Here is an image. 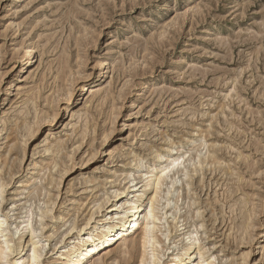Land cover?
<instances>
[{
	"label": "rangeland",
	"instance_id": "374dc122",
	"mask_svg": "<svg viewBox=\"0 0 264 264\" xmlns=\"http://www.w3.org/2000/svg\"><path fill=\"white\" fill-rule=\"evenodd\" d=\"M18 2L0 0V246L29 213L49 264L69 228L178 158L161 259L196 242L211 264H264V0ZM139 238L92 264H139Z\"/></svg>",
	"mask_w": 264,
	"mask_h": 264
},
{
	"label": "bare ground",
	"instance_id": "6f19581e",
	"mask_svg": "<svg viewBox=\"0 0 264 264\" xmlns=\"http://www.w3.org/2000/svg\"><path fill=\"white\" fill-rule=\"evenodd\" d=\"M21 1L19 0V2ZM33 51L32 47L25 51V54L29 58L23 63L24 73H26L31 64L34 65L35 63ZM23 71H20L19 74ZM20 80H22V77ZM10 96L11 89H8L5 96L6 100ZM179 160L178 158L171 159L156 174H153L152 170L147 171L143 174L144 178L139 187H136V184L131 180V186L116 192L112 196L113 203L110 204V208L101 216L96 225L92 226L94 215L92 212L81 226L69 228L68 234L51 246L50 255L55 258L52 262L48 263L92 264L98 256L106 254L113 246H122L121 248H123L133 235L138 234L140 236L139 243L137 244V251L138 249L140 251L139 264H211L208 258L205 257V253L202 250L196 249V242H192L181 248L174 247L169 256L164 260L159 255L158 241L155 236L156 225L159 221L158 215L160 213L158 191L164 179H166V174L177 166ZM170 184L172 185V182ZM170 188L171 186L169 185L167 191ZM125 191L126 203L124 206L120 203L118 204L117 199L124 196ZM104 201L105 204H108L109 199L107 198ZM168 205L169 199L166 200L164 208ZM100 208L102 207L98 206L97 210L99 211ZM164 208L163 210H165ZM40 213V218L42 219L45 212ZM28 215L24 217L26 220L22 221V225H24L22 230H20L21 227L12 230V235L14 236L19 234L18 232H22L18 242L14 246H9L10 240H4V247L0 246V264H8L7 258L12 254L15 263H18L22 256L25 255L27 264H43L42 256L46 245L40 243L38 232L31 227ZM53 220H56V222L61 221L62 217H56ZM1 226L2 218L0 217V235L5 237L4 232L6 230H3ZM74 230L76 231L75 234L70 236ZM68 238H70L69 241H66ZM131 247L132 251H136V245H132ZM124 250L122 252L123 255H129L132 252L127 249V246H125ZM3 260H5L4 263H2Z\"/></svg>",
	"mask_w": 264,
	"mask_h": 264
}]
</instances>
